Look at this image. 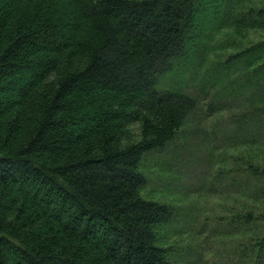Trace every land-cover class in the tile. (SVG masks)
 Wrapping results in <instances>:
<instances>
[{
  "label": "trees",
  "instance_id": "obj_1",
  "mask_svg": "<svg viewBox=\"0 0 264 264\" xmlns=\"http://www.w3.org/2000/svg\"><path fill=\"white\" fill-rule=\"evenodd\" d=\"M256 1L0 0V264H174L141 162L201 105L188 81L246 101L229 137L264 143V38L208 59L225 29L264 36Z\"/></svg>",
  "mask_w": 264,
  "mask_h": 264
},
{
  "label": "rangeland",
  "instance_id": "obj_2",
  "mask_svg": "<svg viewBox=\"0 0 264 264\" xmlns=\"http://www.w3.org/2000/svg\"><path fill=\"white\" fill-rule=\"evenodd\" d=\"M257 2L262 5L264 0ZM263 38L258 31L237 36L225 29L218 37V50L213 49L208 59L223 63L238 49ZM233 79L234 75L229 78ZM204 84L188 81L180 87L198 97L201 105L175 140L143 157L141 172L148 183L142 195L173 209L172 222L156 233L158 245L170 249L174 264H244L243 247L255 242L264 226V143L230 138L235 125L230 118L246 101L231 100L215 84ZM223 99L235 106L226 110ZM213 101L220 105L211 114L208 106ZM131 128L137 134L136 125ZM257 179L262 180L260 185ZM248 216L251 219L246 221Z\"/></svg>",
  "mask_w": 264,
  "mask_h": 264
}]
</instances>
